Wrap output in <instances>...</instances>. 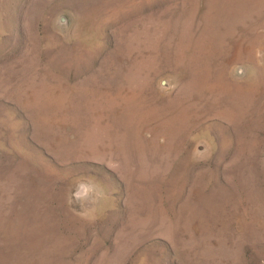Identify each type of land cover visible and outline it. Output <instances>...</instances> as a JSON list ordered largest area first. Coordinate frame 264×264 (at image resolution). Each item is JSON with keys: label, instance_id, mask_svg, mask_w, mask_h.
<instances>
[{"label": "rangeland", "instance_id": "obj_1", "mask_svg": "<svg viewBox=\"0 0 264 264\" xmlns=\"http://www.w3.org/2000/svg\"><path fill=\"white\" fill-rule=\"evenodd\" d=\"M0 264H264V0H0Z\"/></svg>", "mask_w": 264, "mask_h": 264}]
</instances>
